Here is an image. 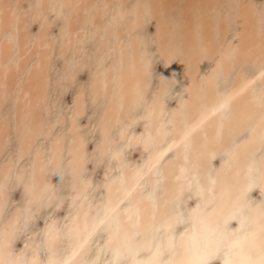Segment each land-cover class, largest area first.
Instances as JSON below:
<instances>
[{"label":"bare ground","instance_id":"bare-ground-1","mask_svg":"<svg viewBox=\"0 0 264 264\" xmlns=\"http://www.w3.org/2000/svg\"><path fill=\"white\" fill-rule=\"evenodd\" d=\"M0 264H264V2L0 0Z\"/></svg>","mask_w":264,"mask_h":264},{"label":"rangeland","instance_id":"rangeland-1","mask_svg":"<svg viewBox=\"0 0 264 264\" xmlns=\"http://www.w3.org/2000/svg\"><path fill=\"white\" fill-rule=\"evenodd\" d=\"M259 1V4L261 5L263 2H264V0H258ZM212 65H213V63H212V61H204L202 64H201V67H200V70H202L201 72L202 73H207L208 72V70L212 67ZM185 84V82H179V83H177V85L175 86V89H174V91L176 92V91H178L179 89H182V86ZM74 93L72 92V91H70L69 93H68V95L66 96V98H67V101L65 102V106H67L68 107V104L71 102V97H72V95H73ZM91 146H92V144H90ZM137 152L136 153H134L133 154V158L135 157V156H137ZM218 162V161H217ZM99 172H101V171H99ZM98 175V179H100L101 178V173H99V174H97ZM97 179V180H98ZM19 193V190H16L15 192H14V195L16 196L17 194ZM259 195H257V194H254V197H258ZM62 212H63V210H60L59 211V214H62ZM42 223L43 222V219H41V220H39V223ZM20 244V243H19Z\"/></svg>","mask_w":264,"mask_h":264}]
</instances>
